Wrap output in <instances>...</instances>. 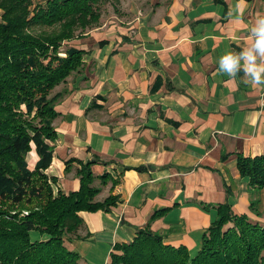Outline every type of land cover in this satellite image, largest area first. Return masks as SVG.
I'll use <instances>...</instances> for the list:
<instances>
[{"label": "crops", "instance_id": "0c3cea01", "mask_svg": "<svg viewBox=\"0 0 264 264\" xmlns=\"http://www.w3.org/2000/svg\"><path fill=\"white\" fill-rule=\"evenodd\" d=\"M235 3L132 0L125 20L71 40L84 51L83 67L56 87L64 86L44 173L69 193L90 162L96 200L117 197L109 211H81L78 235H64L79 264H109L117 245L146 227L195 256L220 204L258 218L251 204L262 199L238 159L264 152V85H249L243 73L228 77L218 59L245 45L264 0H247L233 22ZM38 160L32 149L29 168Z\"/></svg>", "mask_w": 264, "mask_h": 264}, {"label": "trees", "instance_id": "16d2710c", "mask_svg": "<svg viewBox=\"0 0 264 264\" xmlns=\"http://www.w3.org/2000/svg\"><path fill=\"white\" fill-rule=\"evenodd\" d=\"M104 1L46 0L32 8L33 0H0V264H79L64 235H78L81 211L116 205L113 194L96 200L100 189L90 162L81 164L80 188L69 193L44 173L52 162L55 102L62 95L53 91L83 67L82 49L69 47L62 56L60 48L99 22ZM32 149L39 155L33 169L27 161ZM238 168L251 188H264V152L240 156ZM32 231L45 238H32ZM116 249L109 264H264V224L224 203L195 256L185 245L166 244L149 227Z\"/></svg>", "mask_w": 264, "mask_h": 264}, {"label": "clouds", "instance_id": "9594fccd", "mask_svg": "<svg viewBox=\"0 0 264 264\" xmlns=\"http://www.w3.org/2000/svg\"><path fill=\"white\" fill-rule=\"evenodd\" d=\"M247 0H236L228 16L235 20L243 17ZM248 38L240 51L229 50L218 59V70L230 78L243 73L246 83L253 87L264 85V13H257L248 28Z\"/></svg>", "mask_w": 264, "mask_h": 264}, {"label": "rangeland", "instance_id": "374dc122", "mask_svg": "<svg viewBox=\"0 0 264 264\" xmlns=\"http://www.w3.org/2000/svg\"><path fill=\"white\" fill-rule=\"evenodd\" d=\"M133 1H135V0H133ZM45 2H46V0H33L32 8L38 3L44 4ZM131 2H132V0H108V1L102 2L100 4V11H101L100 20L96 25H94L93 28H96V27L102 25L103 23H108L110 21H114V20L118 21V17L120 19H123V20L128 18L130 15H127L125 13L124 9L128 8L131 5ZM1 14H2V10L0 9V20H1ZM93 28H87L85 33H87L89 30H92ZM81 36H83V35H81ZM72 45H73V43L71 40L65 41L63 43L62 47L60 48V55L65 56L66 55L65 54L66 49H68ZM63 87L55 88L53 91V94L63 93V92H61L63 90H60ZM28 154H27V157H28ZM257 195H258L259 199H262V201L257 200V202L255 203L254 213L258 216V218H255L256 220H254V219H252V220L259 221L260 223L264 224V203H263L264 188H261V189L257 188Z\"/></svg>", "mask_w": 264, "mask_h": 264}]
</instances>
